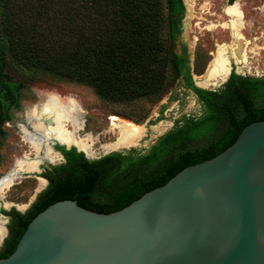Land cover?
I'll return each mask as SVG.
<instances>
[{
    "label": "trees",
    "instance_id": "16d2710c",
    "mask_svg": "<svg viewBox=\"0 0 264 264\" xmlns=\"http://www.w3.org/2000/svg\"><path fill=\"white\" fill-rule=\"evenodd\" d=\"M184 14L183 0H0V124L6 92L17 89L9 72L85 85L110 103L158 99L168 62L180 73L186 66L183 57L165 54L161 29L166 21L172 40ZM192 91L204 115L165 134L144 156L112 153L89 160L59 146L65 162L38 175L48 185L30 208L1 211L10 221L0 259L13 253L28 224L48 206L72 200L96 213L119 211L225 151L246 126L264 121V78L231 72L220 92Z\"/></svg>",
    "mask_w": 264,
    "mask_h": 264
},
{
    "label": "water",
    "instance_id": "95a60500",
    "mask_svg": "<svg viewBox=\"0 0 264 264\" xmlns=\"http://www.w3.org/2000/svg\"><path fill=\"white\" fill-rule=\"evenodd\" d=\"M0 264H264V121L119 211L48 206Z\"/></svg>",
    "mask_w": 264,
    "mask_h": 264
},
{
    "label": "rangeland",
    "instance_id": "374dc122",
    "mask_svg": "<svg viewBox=\"0 0 264 264\" xmlns=\"http://www.w3.org/2000/svg\"><path fill=\"white\" fill-rule=\"evenodd\" d=\"M189 1L191 4L192 1ZM191 5L192 10L186 6L187 10L176 26L178 29L172 40L167 22L162 26L161 38L167 48L165 54L183 57L186 66L180 73L171 61L168 62L166 89L158 99H141L123 104L110 103L99 99L93 90L85 85L47 78L25 80L19 73H8L9 81L17 85V89L14 93L6 92L8 98L2 107L0 180L11 174L15 178L10 187H0V249L7 238L9 223V218L1 211L14 208L24 213L35 201L36 195L47 186L45 180L35 176L50 166H59L65 162L53 151L55 161L41 160L29 140L35 135L38 125L37 112L46 95L55 94L61 99L72 100L84 112L78 138L87 146L90 145L89 160H98L112 153L141 157L165 134L204 115V108L192 88L197 87L194 83L204 85L206 72L219 48L233 45V41L230 42L232 36L230 37L229 29L239 22L238 18L227 12L232 6H237L243 14L238 34L246 41V58L243 62L248 72L239 75L234 66L231 72L242 78H264V0H195ZM234 30L235 37H238L237 27H234ZM225 51L224 53L228 54L229 48ZM228 78L217 87L205 90L222 91ZM114 116L121 119L122 124L129 123L135 129L144 130L143 135L132 145L104 151L103 146L115 144L119 138V129L112 127L111 119ZM53 147L57 150L59 146L56 143ZM114 149L118 150L112 151ZM24 159H27V163H34L36 170H21L18 164ZM38 166L42 170L40 173L37 172Z\"/></svg>",
    "mask_w": 264,
    "mask_h": 264
},
{
    "label": "bare ground",
    "instance_id": "6f19581e",
    "mask_svg": "<svg viewBox=\"0 0 264 264\" xmlns=\"http://www.w3.org/2000/svg\"><path fill=\"white\" fill-rule=\"evenodd\" d=\"M191 1L193 2L195 0ZM191 4L189 0H185V5L189 8V10H192ZM227 12L229 15H233L234 17L238 18L237 22L239 23L229 29L233 39V45H225L219 48L216 59L212 62L206 73V83L214 82V85L217 84L219 80H226L230 72V61L231 63L232 61H235V64H237L239 67L241 66V69L244 70V66H242L241 63L246 58V41L243 36H239L238 34L242 23L241 19L243 18V14L237 6H232ZM234 27H237L238 37H235L236 31L234 30ZM234 44H236V46H234ZM226 48L227 50L229 48L228 54L224 53ZM251 50L249 52H251ZM225 54H227V56ZM44 98L45 101L38 110L36 116L38 125L36 126L35 135L29 138L33 147L38 151V156H40V159L47 160L49 162L56 160V157L53 156L54 153L52 154V151L49 149V145L52 142H56L58 144L60 143L63 146L70 144L75 145L79 150L84 151L88 156H90V145L87 146L85 142L80 141L78 138V133L81 131L82 121L84 119V112L82 109L72 100L61 99L55 94H48ZM111 120L112 127L119 129V138L115 144L103 146L104 151L111 148L132 145L137 140L142 138L141 136L143 135L144 130L138 128L135 129L134 127H131V124L129 123L122 124L121 119L116 116L112 117ZM115 150L118 149H114L112 151ZM26 160L24 159L19 161L18 165L20 169L24 171L29 169L36 170L35 164L27 163ZM14 178L15 176L11 174L9 177L1 179V189L10 187Z\"/></svg>",
    "mask_w": 264,
    "mask_h": 264
},
{
    "label": "flooded vegetation",
    "instance_id": "af4514ba",
    "mask_svg": "<svg viewBox=\"0 0 264 264\" xmlns=\"http://www.w3.org/2000/svg\"><path fill=\"white\" fill-rule=\"evenodd\" d=\"M183 3H184V5H185V1H184V0H183ZM185 10H187V9H186V5H185ZM183 17H184V16H183ZM229 32H230V31H229ZM230 37H231V35H230ZM230 42H232V39H230ZM234 46H236V44H234ZM216 56H217V52H216V54H215V58H214V60L216 59ZM235 63H236L235 61H234V62L232 61V63H231V61H230V65H229V66H230V72H229V75H228V76H230V74H231V70H232V67H233V66L235 67L236 73L239 74V75H243L244 73L248 72V71L246 70V67L244 66V62H242L241 65L244 66V70H245V71L241 69V66L239 67V66H238L237 64H235ZM237 70H238V71H237ZM242 71H243V72H242ZM206 73H207V72H206ZM227 78H228V77H227ZM227 78H226V79H227ZM225 81H226V80H225ZM225 81H220V80H219V81L217 82V84H215V85L213 84L214 82H212V83H211V82H210V83H206L207 81H205V82H204V85H202V86H201V85L199 86V85H197L196 83H194V84H195V86H197V87H199V88H201V89H209V88L217 87L218 85L224 83ZM57 144H58V143H57ZM155 144H156V143H155ZM60 147H61V146H60ZM63 147L66 148L67 145H65V146H63ZM72 147L75 148L76 150L78 149V147H76L75 145H73ZM72 147H70V148H72ZM151 147H152V146H151ZM151 147L148 148V150H147L143 155H141V156H144V155L148 154V152H149V150L151 149ZM70 148H69V149H70ZM132 148H134V147H132ZM69 149H67V150H69ZM78 150H79V149H78ZM56 151H58V150H56ZM79 151H80L81 153L83 152V154H85V155L89 158V156H88L84 151H81V150H79ZM58 152H59V151H58ZM54 153H56V152H54ZM59 153H60V152H59ZM57 154H58V153H57ZM60 154H61V153H60ZM61 155H62V154H61ZM85 155H84V156H85ZM62 157H63V156H62ZM62 157H61V158H62ZM45 161H47V160H45ZM47 169H48V168H47ZM37 177H39V176H37ZM39 178H41V177H39ZM41 179L45 180L44 178H41ZM45 181H46V183H47V185H48L47 180H45ZM46 187H47V186H46ZM46 187H45V188H46ZM41 192H42V191H41ZM36 197H37V196H36ZM36 197H35V198H36ZM30 206H31V205H30ZM30 206H29V208H30ZM29 208H28V209H29ZM28 209H27V210H28ZM10 210H11V209H10ZM10 210H9V211H10ZM27 210H26V211H27ZM26 211H25V212H26ZM25 212H24V213H25ZM20 213H21V212H20ZM8 218H9V217H8ZM9 221H10V218H9ZM8 235H9V232H8V229H7V237H8ZM3 242H4V241H3ZM2 246H3V245H2ZM1 248H2V247H1Z\"/></svg>",
    "mask_w": 264,
    "mask_h": 264
}]
</instances>
